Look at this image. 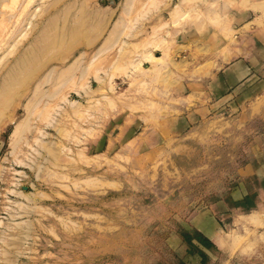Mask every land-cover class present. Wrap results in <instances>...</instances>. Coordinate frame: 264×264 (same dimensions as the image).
I'll return each mask as SVG.
<instances>
[{
  "label": "rangeland",
  "instance_id": "rangeland-1",
  "mask_svg": "<svg viewBox=\"0 0 264 264\" xmlns=\"http://www.w3.org/2000/svg\"><path fill=\"white\" fill-rule=\"evenodd\" d=\"M258 13L0 0V264H264V112L221 62Z\"/></svg>",
  "mask_w": 264,
  "mask_h": 264
},
{
  "label": "crops",
  "instance_id": "crops-1",
  "mask_svg": "<svg viewBox=\"0 0 264 264\" xmlns=\"http://www.w3.org/2000/svg\"><path fill=\"white\" fill-rule=\"evenodd\" d=\"M252 22L254 25L248 31V37H251L252 46L250 47L252 49L246 51L245 45H238L233 50L232 55H229L231 59H221V62L223 64L236 63V66L240 68L234 78L238 93L249 88L246 92L254 96V109L260 107V110L264 112V13L252 15ZM224 48V42L222 41L221 49ZM252 62L258 64V66L255 65L252 72L249 73L245 70V67L247 68V65L252 64ZM260 171L264 177V163L260 165ZM189 257L194 260L198 258L196 255H189ZM196 264H200V261Z\"/></svg>",
  "mask_w": 264,
  "mask_h": 264
}]
</instances>
